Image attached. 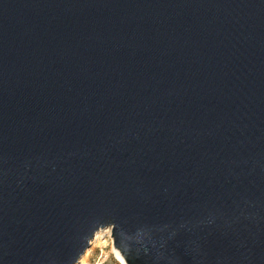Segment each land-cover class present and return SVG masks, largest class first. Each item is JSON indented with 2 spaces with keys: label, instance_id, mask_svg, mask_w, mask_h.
Listing matches in <instances>:
<instances>
[{
  "label": "water",
  "instance_id": "obj_1",
  "mask_svg": "<svg viewBox=\"0 0 264 264\" xmlns=\"http://www.w3.org/2000/svg\"><path fill=\"white\" fill-rule=\"evenodd\" d=\"M264 264V0H0V264Z\"/></svg>",
  "mask_w": 264,
  "mask_h": 264
},
{
  "label": "rangeland",
  "instance_id": "obj_2",
  "mask_svg": "<svg viewBox=\"0 0 264 264\" xmlns=\"http://www.w3.org/2000/svg\"><path fill=\"white\" fill-rule=\"evenodd\" d=\"M91 252L84 258L87 264H119L114 255V241L111 230L102 231L100 240L91 246Z\"/></svg>",
  "mask_w": 264,
  "mask_h": 264
},
{
  "label": "bare ground",
  "instance_id": "obj_3",
  "mask_svg": "<svg viewBox=\"0 0 264 264\" xmlns=\"http://www.w3.org/2000/svg\"><path fill=\"white\" fill-rule=\"evenodd\" d=\"M102 231H104V230H102ZM102 231H100V232H98L96 234V236H95V238H94V240L92 242V246H94V244L97 243L100 240V237L102 235ZM90 252H91V250H88L85 253V255L83 256V258L81 259L79 264H87V263H85L84 258H86L89 255ZM114 255H115V258L117 259V261L119 262V264H127L126 261L124 260V258L122 257V255L120 254V252L118 250H114Z\"/></svg>",
  "mask_w": 264,
  "mask_h": 264
}]
</instances>
